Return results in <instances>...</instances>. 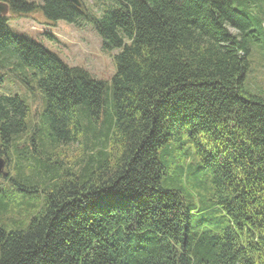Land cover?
Returning <instances> with one entry per match:
<instances>
[{"label": "trees", "instance_id": "16d2710c", "mask_svg": "<svg viewBox=\"0 0 264 264\" xmlns=\"http://www.w3.org/2000/svg\"><path fill=\"white\" fill-rule=\"evenodd\" d=\"M1 1L119 52L109 83L0 17V264H264L263 0Z\"/></svg>", "mask_w": 264, "mask_h": 264}, {"label": "rangeland", "instance_id": "374dc122", "mask_svg": "<svg viewBox=\"0 0 264 264\" xmlns=\"http://www.w3.org/2000/svg\"><path fill=\"white\" fill-rule=\"evenodd\" d=\"M28 1H33L39 4L43 3V0ZM82 1L85 5V10L89 14H96L98 17H101L105 13V10L108 7L107 5L109 4V0ZM261 4L264 8V0ZM248 8L251 12H253L254 9L256 10V8H252L251 6ZM249 10L247 9V11ZM6 16L8 17L7 24L14 33L27 36L37 41L49 50L58 54L67 64L85 68L96 79L108 81L109 83L112 82L113 76L116 72L115 55L119 50H109L103 47V39L96 30L91 19L82 17L78 24L69 23L64 20L52 23L46 19L41 10H36L35 12L23 16H14L10 12ZM261 18L264 24V9L261 12ZM231 30L234 31L233 29ZM254 56V65L251 70L252 73H249L250 75H248L249 82L255 88L259 86L264 88V50H258L254 53ZM3 85V88H6L8 91H19L22 93L26 92L25 89L27 87L19 79L13 77H11L10 82H7L6 85L4 83ZM41 107L42 105L38 96L33 97L32 114H35L37 109L40 111ZM23 141L24 143L22 146L24 147L27 142L24 137ZM0 157H3V155H0ZM182 159L185 162L189 161L186 163L187 169H190V171L193 172V175L199 176L201 174V170L198 169L200 165L199 159H196L193 155L189 157L182 155ZM6 170L9 172V175L11 171L14 175H18L23 168L17 170L13 164L9 167L6 161ZM25 174H29L27 169L22 175ZM189 200L196 202V199L189 198ZM216 215L219 216V214Z\"/></svg>", "mask_w": 264, "mask_h": 264}, {"label": "water", "instance_id": "95a60500", "mask_svg": "<svg viewBox=\"0 0 264 264\" xmlns=\"http://www.w3.org/2000/svg\"><path fill=\"white\" fill-rule=\"evenodd\" d=\"M70 1L73 2L75 5H77L78 7L82 5L80 0H70ZM9 11H10V6L8 2L0 0V17L6 16L9 13ZM0 175H2L3 177L9 176V172L6 170V161L3 157H0Z\"/></svg>", "mask_w": 264, "mask_h": 264}, {"label": "crops", "instance_id": "0c3cea01", "mask_svg": "<svg viewBox=\"0 0 264 264\" xmlns=\"http://www.w3.org/2000/svg\"><path fill=\"white\" fill-rule=\"evenodd\" d=\"M3 177V176H2Z\"/></svg>", "mask_w": 264, "mask_h": 264}]
</instances>
